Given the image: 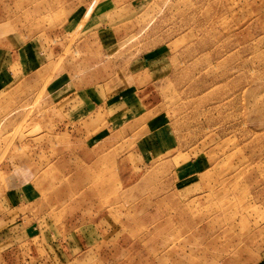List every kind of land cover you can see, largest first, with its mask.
<instances>
[{
	"label": "rangeland",
	"instance_id": "1",
	"mask_svg": "<svg viewBox=\"0 0 264 264\" xmlns=\"http://www.w3.org/2000/svg\"><path fill=\"white\" fill-rule=\"evenodd\" d=\"M0 45V264L264 263V0H0Z\"/></svg>",
	"mask_w": 264,
	"mask_h": 264
},
{
	"label": "crops",
	"instance_id": "2",
	"mask_svg": "<svg viewBox=\"0 0 264 264\" xmlns=\"http://www.w3.org/2000/svg\"><path fill=\"white\" fill-rule=\"evenodd\" d=\"M0 47L2 46L0 45ZM13 57L14 56L11 50L8 51L6 48L5 50L0 48V86L2 85V82H3L2 81L3 80L2 77L4 76L3 74H6L8 72L3 68H8V66L12 65V61L14 59ZM9 61H10V64H9ZM260 264H264V263H260Z\"/></svg>",
	"mask_w": 264,
	"mask_h": 264
}]
</instances>
